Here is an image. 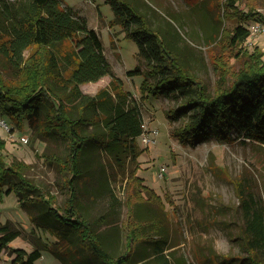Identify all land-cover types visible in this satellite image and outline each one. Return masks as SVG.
Returning <instances> with one entry per match:
<instances>
[{"label":"rangeland","instance_id":"obj_1","mask_svg":"<svg viewBox=\"0 0 264 264\" xmlns=\"http://www.w3.org/2000/svg\"><path fill=\"white\" fill-rule=\"evenodd\" d=\"M126 1L165 37L181 62L212 94L218 87H228L233 72L254 63L259 52L264 61V0H237L235 7L230 0ZM63 4L84 14L89 26L100 33L105 54L119 79L115 80L116 86L139 103L144 133L153 138L147 145L142 142V135L137 138L144 152L139 156L136 175L157 198L150 199L142 184L130 180V170L136 166L131 167L129 159L119 164L112 154L91 147L87 158L92 160V168L88 178L81 180L82 213L103 236L109 251L118 255L127 249L125 225L135 210L134 217L146 226L149 239L136 246L131 264H160L158 248L171 264H236V260L222 258L248 255L243 238L246 209L254 204L264 206V142L234 131L231 139L222 140L215 135L216 131L195 144L183 143L174 131L192 119L193 109L182 106L194 92L170 90L146 97L141 89L145 76L130 77L127 71L139 66L144 72L151 62L140 56L138 43L127 35L122 23L115 21L111 4L106 0H64ZM252 10L263 19L244 22L242 12ZM239 24L248 28L250 35L242 45L232 48L231 37ZM71 48L69 42L62 46L65 51ZM38 50L32 46L25 54ZM226 64L229 72L225 74L222 68ZM9 65L0 53V76L7 84L13 80ZM159 77L160 74L148 78L152 82ZM111 82L112 77L106 75L96 82L82 84L81 89L96 94L102 88L112 87ZM0 119L6 123H0V137L6 142L1 154L7 164L14 158L29 164L25 176L44 192L56 195L55 205L62 211L68 188L59 159L69 151L66 140L59 134H34L37 125L32 129L26 121L18 128L9 118ZM155 130L156 136L152 133ZM161 166L165 167L163 176L159 173ZM0 211L2 224L9 223L21 230L11 248L30 252L42 243L54 245L57 241L54 234L38 226L39 222L58 226L51 215L42 216V206L22 205L12 191L4 193ZM12 259L9 248L0 249V264H13ZM67 261L102 264L79 249L73 250ZM36 264L65 263L45 249Z\"/></svg>","mask_w":264,"mask_h":264},{"label":"trees","instance_id":"obj_2","mask_svg":"<svg viewBox=\"0 0 264 264\" xmlns=\"http://www.w3.org/2000/svg\"><path fill=\"white\" fill-rule=\"evenodd\" d=\"M106 1L114 10L115 21L122 23L127 35L138 43L140 56L151 62L144 72L139 66L127 71L130 77L145 76L141 89L146 97L167 94L170 90L194 92L182 106L193 109L192 119L174 131L183 143L195 144L216 131L215 135L222 140L231 139L234 131L264 142L262 52L254 63L233 72L228 87H218L212 94L131 2ZM236 2L230 0V5L235 7ZM63 3L64 0L0 2V53L13 71L9 84L0 76V117L9 118L18 128H22L25 121L32 129L37 125L33 133L37 131L43 137L59 134L69 150L59 159L68 188V199L60 211L55 205L56 195L44 192L25 176L29 164L17 158L7 164L1 154L6 142L0 137V202L4 193L13 191L22 205L42 206V216L51 215L58 225L38 223L56 236L54 245L42 243L30 252L20 247L11 248V242L21 235V230L9 223L2 224L0 211V249L12 251L13 264H36L45 249L51 250L65 264H71L67 260L75 249L87 251L102 264H131L136 246L149 239L146 226L134 217L135 210L129 214L125 225L127 249L115 255L106 247L93 222L82 213L80 195L81 180L88 178L92 168V160L87 158L91 147L112 154L119 164L129 159L131 167L136 166L130 170V180H135L136 185L142 184L143 179L136 175L139 156L144 152L137 141L144 133L141 107L129 98V93L116 86L115 80L119 79L105 54L100 33L89 26L84 14ZM258 16L255 10L241 14L244 22L263 19ZM249 35L250 30L239 24L231 37L232 48L242 45ZM67 42L72 46L70 51L62 50ZM32 46L39 50L26 56L25 51ZM222 71L228 73L229 65ZM158 74L160 77L155 81L148 78ZM106 75L112 77V87L102 88L96 94L81 89L82 84L96 82ZM90 126L95 129L88 130ZM142 185L150 199L157 198L150 187ZM246 225L243 238L248 255L223 256L222 259L236 260V264H264V206L247 207ZM157 252L160 264H171L159 248Z\"/></svg>","mask_w":264,"mask_h":264},{"label":"built area","instance_id":"obj_3","mask_svg":"<svg viewBox=\"0 0 264 264\" xmlns=\"http://www.w3.org/2000/svg\"><path fill=\"white\" fill-rule=\"evenodd\" d=\"M0 123L6 124L5 121L2 120V119H0ZM152 133H153L154 136H156L158 134V130H155ZM152 141H153V138L146 136L145 133L142 134V142L144 144L147 145V144L151 143ZM164 170H165V167L161 166L160 171H159L160 176L164 175Z\"/></svg>","mask_w":264,"mask_h":264}]
</instances>
